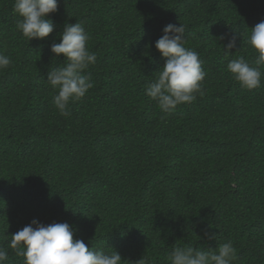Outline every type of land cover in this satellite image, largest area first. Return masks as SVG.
Instances as JSON below:
<instances>
[{
	"label": "trees",
	"instance_id": "16d2710c",
	"mask_svg": "<svg viewBox=\"0 0 264 264\" xmlns=\"http://www.w3.org/2000/svg\"><path fill=\"white\" fill-rule=\"evenodd\" d=\"M14 2L0 0V53L11 61L0 70L5 264H23L8 244L34 218L69 223L74 239L119 252L122 264H170L176 246L229 241L233 264H264V76L247 90L227 70L239 56L255 67L246 38L264 0H58L53 32L30 41ZM76 22L97 61L83 73L93 87L64 117L46 81L64 55L50 47ZM169 23L186 26L184 46L206 76L202 95L166 115L146 88L165 63L155 41ZM222 34L237 37L229 52Z\"/></svg>",
	"mask_w": 264,
	"mask_h": 264
},
{
	"label": "clouds",
	"instance_id": "9594fccd",
	"mask_svg": "<svg viewBox=\"0 0 264 264\" xmlns=\"http://www.w3.org/2000/svg\"><path fill=\"white\" fill-rule=\"evenodd\" d=\"M58 10V0H15L13 15L19 17L16 28L30 41L44 39L53 32L55 25L48 17ZM163 35L155 41V48L166 58L164 65L155 72L148 83L146 95L156 102L166 115L174 112L182 103H191L196 93H202L201 82L206 76L199 54L184 46L186 26L167 24ZM60 42H53L50 51L54 56L64 55L65 63L52 68L47 83L56 90L52 98L59 114L70 117V102L83 98L93 87L90 76L84 75L90 65H95L97 55L87 46L90 39L81 22L65 23L59 33ZM219 40L226 52L236 47V35L222 34ZM248 45L257 54L251 66L243 56L231 59L227 70L240 86L247 90L260 87L264 73V20L251 28L246 38ZM10 58L0 53V70L10 65ZM35 226V227H33ZM207 235V234H206ZM73 229L67 222L44 225L38 219L12 235L8 248L23 257V264H122L119 252L106 253L102 249L92 250L81 239H74ZM210 238H215L214 234ZM9 259L4 247H0V264ZM167 259L170 264H233L236 249L231 241L220 244L216 250H197L191 245L176 246ZM139 264H146L140 259Z\"/></svg>",
	"mask_w": 264,
	"mask_h": 264
}]
</instances>
